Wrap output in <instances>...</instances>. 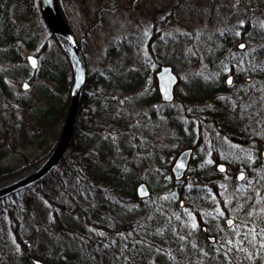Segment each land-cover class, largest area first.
Instances as JSON below:
<instances>
[{"label": "rangeland", "instance_id": "rangeland-1", "mask_svg": "<svg viewBox=\"0 0 264 264\" xmlns=\"http://www.w3.org/2000/svg\"><path fill=\"white\" fill-rule=\"evenodd\" d=\"M61 1L71 28L64 16L66 22L80 41L87 63V75L88 72L101 75L106 80L103 84H97L100 96L91 92L88 94V105L96 115L88 136L92 147L98 149L96 155L105 156V161L96 165L100 176L97 175L98 178L90 182L91 187L101 189L106 194V181L105 178L101 179V175L116 167L129 173L135 189L140 182H146L153 194L163 195L167 190V181H161L162 176L169 162L182 150L177 154L173 151L180 141L194 143L199 134L196 127L195 130L191 128L192 125L197 126L199 121L194 117L192 119L190 114L194 110H203V106H212L217 100H227L232 105L238 103L254 111L255 124L259 131L264 132V95L254 93V90L247 95L241 94L244 85L252 82L249 80L252 77L250 73L264 69V28L260 27L264 24V1L250 0L252 11L248 13L251 17L248 31L240 28L245 24V11L238 8L236 0ZM32 35L38 39L35 45L49 41L42 52L43 59L58 60L64 70L68 67L66 54L57 51L51 35L47 32ZM241 44L247 45L249 52L255 49V55L245 56ZM21 51L27 54L40 52L41 49L22 48ZM241 59L245 63L241 64ZM249 64H254L255 69L250 68ZM163 65L173 66L180 78L176 99L169 104L161 101L156 79V73ZM24 66L4 63L0 59V75L5 74L9 82L5 87L7 93L0 81V172L15 171L0 179V185L41 162L58 142L63 127L61 117L67 94L55 96L56 92H52L46 98L42 90L44 82L39 79L30 93L21 95ZM232 73H240L242 79L228 86L225 79ZM70 74L73 76V70ZM124 87H128L126 91ZM156 94L159 95L158 99ZM233 96L237 100L232 99ZM15 99L27 102V106L21 107ZM58 112L59 122L56 121ZM219 146L224 149L225 155L235 156V151L229 153L223 144ZM211 148L206 144L197 153L205 160ZM30 163L34 164L25 169ZM216 179L219 186H223L225 181H236V178L219 175ZM248 180L250 184L247 187L240 185L237 188L249 189L248 197L255 196L256 192L264 195V182L254 184L253 178L249 177ZM69 185L75 194L87 199L77 185ZM49 192L64 204L60 220H54L53 208L43 197L34 200L29 209L19 211L23 230L30 232L29 245L37 258L53 262L65 259L66 251L72 253L78 250L76 252L82 255L80 251L85 246L88 251L97 250L94 244L81 236L83 232L92 240L102 237L116 242L117 249L124 252L122 258L111 248L105 249L106 252L94 256V264H173L168 256L170 252L160 255L155 245L137 246V231L129 233L125 229L127 224L134 225L135 218L131 219L132 216L125 210H112L117 217L116 221H112L106 217L104 208L86 206L88 221L83 213H71L74 204L61 187L51 188ZM182 199L185 200L174 201L176 207H179ZM226 202L230 201L226 198ZM192 203L193 208L187 205L179 207L182 211H176V215L186 216L190 227L196 224L195 212H200L204 222L199 229L207 225L209 233L217 240L221 237L229 240L238 236L225 226L224 220L233 217L239 223L246 219L245 213L251 209L253 201L238 199L228 206L227 211L215 195H199L192 199ZM240 205L244 206L243 210ZM219 212L224 215H219ZM154 222L153 227L160 228L157 225L162 222L159 219ZM99 224L112 228V231H104L106 227L101 229ZM200 234L205 237L203 233ZM171 235L172 241L164 242L165 246L172 245V242L183 243L180 239L183 234L172 231ZM126 237L133 243L128 249L124 241ZM179 251L186 249L180 246ZM243 255L245 264H256L252 256L245 259L248 253ZM24 256L9 229L8 218L0 216V264H29L28 256L26 261ZM259 256L257 264H264V253L259 252ZM225 262L222 260L220 264Z\"/></svg>", "mask_w": 264, "mask_h": 264}, {"label": "trees", "instance_id": "trees-1", "mask_svg": "<svg viewBox=\"0 0 264 264\" xmlns=\"http://www.w3.org/2000/svg\"><path fill=\"white\" fill-rule=\"evenodd\" d=\"M237 5L239 9L245 11V14L243 13V15H245V24L240 26V28L243 31H248L251 23V17L248 14L252 11L251 1L240 0V3ZM71 71L72 69L68 61V67L64 70L62 87L63 93L67 94L65 100L63 101V119L66 118L70 102V92L73 82V76H70ZM105 81L106 80L103 76L92 75L88 72L74 136L66 155L59 163L58 167L53 169L38 183L0 199V216L1 218H8L9 229L12 232L19 248L25 254L24 260L26 261V257L28 255H32L35 251L33 252V248L29 245L31 235L30 232L23 230V225L19 217V211L21 209H29L34 200L38 197H43L53 208L54 220H60V211L65 209L64 204H62L60 200L53 198L49 189L61 187L74 204V208L71 213H83L88 218V221L90 218L86 206L90 205L98 208H104L107 211L106 217H109L108 219H111L112 221L117 220V217L112 211L114 209L125 210V212H128V214L132 216L131 219H136L138 213L139 216H143L150 221L159 219L162 222V226L161 224L157 226H160V228L153 227V223H155L154 221L152 223L148 221L149 224L146 225V228L148 226L149 227L146 230V236L151 238H155L156 236L159 238V240L156 238L155 243L158 244V248L163 252L165 249L170 252L168 256L173 264H220L222 263V260L227 261L225 264H232L234 255L239 257L236 264H245L242 261L244 257L243 254L248 253L250 256V253L253 251L257 252L256 256H252L253 262L257 264L260 259V251L258 248H248L247 245H244V247L247 248V252L230 253L228 252V240L222 237L218 238L215 245L208 243L205 237L200 234L201 231L198 228L199 225L204 222L200 212H195L194 215L196 220L195 228H193L192 225L189 227V219L186 216L176 215L178 211L182 210L175 206L174 201L181 198L185 199L188 207L193 208V198L204 194L215 195L223 209L226 211L228 206L234 201L238 199L244 201L251 191H249V189H237L235 180L229 182L225 181L223 186H219L216 179L218 177L194 176L189 181L177 183L173 180L169 171V166L173 163V160H171L169 162L170 165L167 166L166 172L161 179L163 182L167 181V185L165 186V188L167 187V190L163 193V195L153 194L151 198L147 200H140L136 195L135 183L130 179L129 173L122 172L116 167L108 169L107 174L101 175L103 176L101 179L105 178L106 181V184L104 185L107 189L106 194L102 192L103 190L90 186V182L96 180V178H98L97 175L100 176V173L96 171V165L105 161V156L103 154H100V156L96 155L98 149L92 147V142L88 136V133L92 131V123L96 116L92 108L88 105V94L91 92L95 96H100L101 91L98 89L97 84H103ZM124 88L126 91L128 87ZM158 98L159 95L156 94V99ZM190 145L191 143L188 141H180L177 149L174 150L173 153L177 154L182 149ZM34 163L27 164L25 169ZM14 172L15 171H1L0 179L12 175ZM67 172L68 175H65ZM67 176H70L71 178H68ZM78 176H80V179H77ZM69 184H72L73 186L77 185L80 191L85 194L87 199L82 198L79 194H75ZM226 198L230 202H226ZM177 216L180 217L179 220L177 219ZM98 226L101 229L106 227L104 231H112V228L105 225L99 224ZM172 231H177L178 233L183 234V243L180 244V242H177L174 244V242H172V245L164 247L165 237L168 238L170 242L172 241ZM81 236H83L88 243L95 245L97 253L94 251H88V247L85 246L83 251L79 250L82 252V255L76 252L78 250L72 253L66 251L65 259L53 261L50 262V264H94L92 260L94 256L98 257L101 252H106L104 250L110 248L111 251L119 253L122 258L124 257V252L117 249L116 242H110L106 240V238L102 237H99L97 240H92L90 236L85 235L83 232ZM229 240H232L233 245L235 246L239 242L240 237H232ZM180 246H183L186 251H179ZM159 256L157 259H159ZM44 260L49 262L46 258ZM114 264H117V262ZM118 264L123 263L120 262Z\"/></svg>", "mask_w": 264, "mask_h": 264}, {"label": "flooded vegetation", "instance_id": "flooded-vegetation-1", "mask_svg": "<svg viewBox=\"0 0 264 264\" xmlns=\"http://www.w3.org/2000/svg\"><path fill=\"white\" fill-rule=\"evenodd\" d=\"M57 2L68 21L62 1L57 0ZM68 24L70 26L69 21ZM71 31L75 36L74 31L72 29ZM44 32H47L49 36H52L50 39L54 42L57 51L60 54L65 55L64 50L60 46L56 36L53 34L44 17L41 0H0V59L8 64L25 65L23 67L24 73L22 75L25 79H23V82L21 83V95L22 93H30L33 89V84L39 79L44 82L42 90L44 91L46 98H48L52 92H56L55 96H59V94L63 93V64L52 58H42V52L48 47V40L43 42L40 46L37 44L35 45L38 39L32 34H42ZM76 40L80 44V41L77 38ZM22 48L30 50L33 48H39L41 51L24 54L21 51ZM30 56H33L36 59L35 67L30 64ZM260 71L257 73H250L252 77H250L249 80L251 79L250 81L252 82L244 85L241 94L247 95L254 90V93L259 92L261 95H264V91H262V89H264V71L262 69ZM230 76H233V83L227 84L226 80ZM241 79L240 73H232L226 77L225 84L232 86L235 81L238 82L239 80L241 81ZM0 81H2L5 91H7L6 88L9 83L8 77L1 73ZM25 84H27V87H25ZM250 84L255 85V87H250ZM9 95L14 97V94L9 93ZM234 98L236 99L237 97L233 96L232 99ZM15 100V102L18 103L19 99ZM215 102L216 103L210 107L205 108V106H203V110H194L190 114L192 119L194 117V120L199 121L197 126H191L194 130L196 127V131L199 134L197 135L196 141L194 143L190 142L191 145L186 147L193 149V156L185 175H190V179L194 176L218 177V175L230 179L236 178L235 182L237 188L240 185L246 187L248 185L245 181L237 180L241 171H243L248 178H253L254 184L263 183L264 159H261V157L263 156L264 151V132L259 131L255 124L256 113L238 103L232 105L230 102H227V100H217ZM19 105L25 107L27 106V102H20ZM59 119L60 116L58 112L56 121L59 122ZM61 119V123L64 126L63 116ZM206 144L211 145L212 148L210 155L204 160V158H202V156L200 157L197 152L201 147L206 146ZM220 144H223V146L228 149L229 153L235 151V156L225 155L224 149H221V146H219ZM177 155L173 159V163L175 162ZM249 156L251 157L250 160L247 159ZM199 161H201L200 164H198ZM208 161H212V163H207ZM173 163L169 168L170 173ZM220 165L225 166L226 170L224 172L218 170ZM257 178H259V180ZM190 179H188V181ZM148 221L152 223L154 220L150 221L147 218L138 215L134 220L135 226L131 225L130 228H127V225L129 224L126 225V232L133 233V231H137L136 234L139 236V239L136 240L137 246L139 245V247H142L144 244L155 245L156 249H158V254L167 253V249L163 252L158 248V244L155 243L157 238L155 234V238L146 236V230L149 227L146 228V225L149 224ZM129 240L130 238L127 237L124 240L127 246L126 249L133 245ZM157 240H159V238H157ZM168 240L169 239L165 237L164 242ZM94 252L97 253V250ZM34 259L39 258H37L35 254L28 255L29 264H34ZM39 260L50 264V262H46L44 259Z\"/></svg>", "mask_w": 264, "mask_h": 264}, {"label": "water", "instance_id": "water-1", "mask_svg": "<svg viewBox=\"0 0 264 264\" xmlns=\"http://www.w3.org/2000/svg\"><path fill=\"white\" fill-rule=\"evenodd\" d=\"M41 4L44 17L53 34L56 36L60 46L64 50L73 70V83L70 93V103L61 136L52 151L37 165L25 172H22L16 177H13L14 179H12V181L3 184L1 183L0 199L36 184L46 175H48L53 169H55L62 161L71 145L74 136L81 106V99L83 96V89L87 78V63L84 54L67 24L57 0H41ZM29 60L30 64H32V61L36 59L35 57L30 56ZM156 79L161 101L166 104L174 102L176 99V87L180 82V78L174 71V67L171 65H163L156 73ZM192 156V148H186L178 154L171 168V173L175 181L190 179V175H185V173L188 170ZM181 163L184 164V167L177 169L176 165ZM136 195L142 200L150 198L152 196V189L148 183L141 182L136 187ZM184 205L185 200H180L179 206L183 207ZM229 218H232L234 221H236V219L233 217H227L224 220L226 227H228L227 220ZM130 227L131 225H127V228ZM201 230L210 244H216L217 237L209 233L207 225H202ZM33 263L47 264L44 261L38 259H34Z\"/></svg>", "mask_w": 264, "mask_h": 264}, {"label": "snow or ice", "instance_id": "snow-or-ice-1", "mask_svg": "<svg viewBox=\"0 0 264 264\" xmlns=\"http://www.w3.org/2000/svg\"><path fill=\"white\" fill-rule=\"evenodd\" d=\"M237 4L240 3V0H236ZM261 28H264V24L260 25ZM241 49H245V56H254L256 53L255 49H251L249 52L248 46L245 44L240 45ZM240 63L243 64L245 61L243 59L240 60ZM32 66H36L35 60L32 61ZM249 67L252 69H255L254 64H249ZM264 70V69H262ZM228 84H232L233 80L232 77H229L227 80ZM27 87V85H25ZM250 87H255V85H251ZM264 91V89H262ZM248 160L251 159V157H247ZM261 159H264V156L261 157ZM207 163H212V161H208ZM184 164H177L176 168L180 169L183 168ZM218 170L220 172H224L225 168L223 165H220L218 167ZM239 180L245 181L246 183H249L248 177L244 174L243 171H241L240 175L238 176ZM259 180V178H257ZM259 186V185H257ZM259 198V199H257ZM167 199V198H165ZM246 199H251L253 201L251 209L245 213L246 219L239 221L237 223L232 218H229L227 220L228 227L237 235L240 237L239 242L234 246L232 240H228V252L230 253H236V252H247V248L244 247V245H247L248 248H258V250L261 253H264V195H262L260 192H256L255 196L248 197ZM241 210H243L244 206H239ZM219 215L223 216V212H219ZM177 219L179 220L180 217L177 216ZM193 228L196 227L195 224L192 225ZM181 240L184 239L183 236L180 237ZM257 241H259V244H257ZM223 244V242H222ZM257 252L253 251L250 253V256H245V259L251 258V256H256ZM127 259V258H126ZM239 259L237 256H233V262L232 264H236V261Z\"/></svg>", "mask_w": 264, "mask_h": 264}]
</instances>
